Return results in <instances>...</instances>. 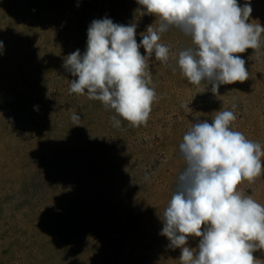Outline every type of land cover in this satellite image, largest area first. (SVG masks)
<instances>
[{
    "label": "rangeland",
    "instance_id": "rangeland-1",
    "mask_svg": "<svg viewBox=\"0 0 264 264\" xmlns=\"http://www.w3.org/2000/svg\"><path fill=\"white\" fill-rule=\"evenodd\" d=\"M249 2L250 22L264 26V0ZM103 18L136 23L138 43L160 23L136 0H0V264H181V250L160 232L185 167L184 134L231 110V129L264 151V33L260 49L238 54L249 79L216 94L176 65L191 38L174 27L161 34L170 58L147 61L157 96L147 124L121 118L116 127L100 101L69 93L76 77L63 66L86 50L88 27ZM238 190L264 206V169ZM253 255L264 264V249Z\"/></svg>",
    "mask_w": 264,
    "mask_h": 264
},
{
    "label": "clouds",
    "instance_id": "clouds-1",
    "mask_svg": "<svg viewBox=\"0 0 264 264\" xmlns=\"http://www.w3.org/2000/svg\"><path fill=\"white\" fill-rule=\"evenodd\" d=\"M136 3L160 21L158 28L148 26L138 43L136 23L93 20L86 50L70 53L63 64L76 77L69 93L100 101L114 112V126L121 125V118L133 127L147 124L157 99L147 61L153 55L161 62L169 60V47L159 41L173 27L192 40L193 46L176 58L190 84L204 82L216 94L221 85L249 79L246 61L238 54L260 49L264 33V26L250 22L249 0L243 6L238 0ZM3 47L0 40V52ZM71 119L76 125L81 120L76 113ZM235 119L231 110L218 111L211 123L194 122L179 144L185 167L163 212L160 234L169 247L181 250V264H255L253 253L264 249V206L238 190L242 181L262 175L264 151L260 143L231 129ZM189 237L200 238L197 249L187 246Z\"/></svg>",
    "mask_w": 264,
    "mask_h": 264
}]
</instances>
